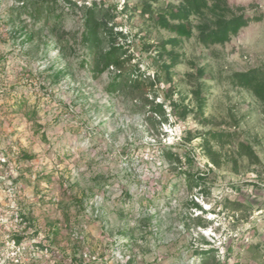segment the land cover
<instances>
[{
    "label": "rangeland",
    "instance_id": "rangeland-1",
    "mask_svg": "<svg viewBox=\"0 0 264 264\" xmlns=\"http://www.w3.org/2000/svg\"><path fill=\"white\" fill-rule=\"evenodd\" d=\"M204 2L0 0V264H264V0Z\"/></svg>",
    "mask_w": 264,
    "mask_h": 264
},
{
    "label": "trees",
    "instance_id": "trees-1",
    "mask_svg": "<svg viewBox=\"0 0 264 264\" xmlns=\"http://www.w3.org/2000/svg\"><path fill=\"white\" fill-rule=\"evenodd\" d=\"M205 0H184V4L180 10H177L178 17L181 20L187 21L188 17L192 14L198 13L201 6H205ZM202 3V4H201ZM93 9H88L86 12V26L88 30L84 40L86 42H95L98 23L94 21L92 17ZM246 20L243 15L233 16L229 20L224 21L215 30H211L207 33L205 38L211 42H225L228 40L231 34H235L241 27L245 26ZM166 27L171 32L182 36H190V28L187 24L181 23L178 25H169L164 23ZM117 48L112 47L106 54L101 57V71L108 69L109 67H119L120 59L117 55ZM262 73L261 70H251L246 73L237 74L236 77L240 80L244 86L253 91V93L258 98H262V93L264 92V84L259 83V75ZM121 77L120 74L116 76V79ZM173 107L175 104L170 103ZM24 157V155H23Z\"/></svg>",
    "mask_w": 264,
    "mask_h": 264
}]
</instances>
